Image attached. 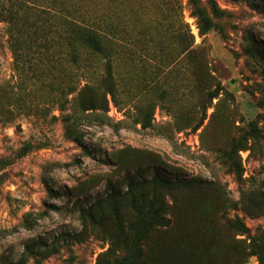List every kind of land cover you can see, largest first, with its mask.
Segmentation results:
<instances>
[{
    "label": "rangeland",
    "instance_id": "1",
    "mask_svg": "<svg viewBox=\"0 0 264 264\" xmlns=\"http://www.w3.org/2000/svg\"><path fill=\"white\" fill-rule=\"evenodd\" d=\"M212 1L222 13L210 12L213 28L200 34L189 0H0V264L33 241L48 253L24 264H96L108 247L102 232L133 218L130 180L154 174L217 188L163 190L177 198L178 219L152 230L149 246L179 238L189 264H264V211L231 203L264 208V0ZM89 33L104 55L87 46ZM107 63L115 101L105 94ZM86 85L80 98L97 95L100 109H79ZM65 114L90 157L67 136ZM239 140L247 149L232 159L242 181L226 159ZM134 191L148 199L152 186ZM97 202L103 226L86 217L83 226Z\"/></svg>",
    "mask_w": 264,
    "mask_h": 264
},
{
    "label": "trees",
    "instance_id": "2",
    "mask_svg": "<svg viewBox=\"0 0 264 264\" xmlns=\"http://www.w3.org/2000/svg\"><path fill=\"white\" fill-rule=\"evenodd\" d=\"M193 6V12L198 18V28L199 33L204 34L205 32L211 30L213 28V22L209 17V13L211 12L214 16H220L222 12L216 7L212 0H206L205 5H209V11L206 10L205 5L199 3L198 0H189ZM261 10L264 11V8ZM87 46L96 54H103L105 50L99 38H97L94 34L89 33L85 38ZM187 48V52H189ZM106 79L105 84L109 79H111V83L108 84L107 90L105 92L106 95L110 96L111 101H115V88L113 85V75L111 71V66L109 63L106 64ZM86 87H82L75 96V101L79 106L81 112L94 111L96 109H100L102 107V99H99L97 95L87 98L86 100H82L80 98L79 93L85 90ZM70 93V92H69ZM216 93V92H215ZM216 94L213 92L210 93V98L213 99ZM63 110V106L59 109ZM63 122L65 125V132L69 138H71L80 148L82 154L84 156L90 157L92 152L86 147L83 143L81 136L76 128V118L71 114H65L63 117ZM150 119L146 118L141 122L143 128L148 127L150 125ZM237 148L234 146L230 147L228 152L226 153V159L230 162L231 170L238 179V181H242V174L239 164L234 161L232 158L236 153L240 150L247 149L245 144L239 140L236 143ZM73 163H77V160L73 161ZM64 167H67L70 164H62ZM129 183L128 187V200L130 201V207L133 212V218L129 222L124 225H120L118 223V227L116 229V233H105L106 240L108 242V247L105 251H103L98 257L96 264H189L186 261V258L189 254V251H183L180 246L181 240L179 238H171L172 241L167 242L161 247L157 245H150L147 241L148 235L150 232L157 228H172L175 226V223L178 219V213L176 212L177 207V198L173 197L168 198V200L163 195V190L173 192L179 188L183 187L185 189L195 190V189H205L208 192H213L214 188H217L212 182H196V181H182L177 183H170L169 181L165 182L159 175L154 174L149 182L147 183H135L132 184V180ZM151 185V197L146 198L142 193L134 191V188L140 185ZM48 193L50 197L54 196V192L51 188H48ZM139 193V194H137ZM112 195V194H111ZM109 195L107 199L111 200L115 197ZM264 197V194L262 195ZM106 199V200H107ZM264 202V201H263ZM233 205L241 206L242 209L246 212H251L255 209V213H260L264 211L261 204L256 202L254 199L252 203L254 206L249 208L248 202L240 198L239 201L231 202ZM212 207V206H210ZM264 207V206H263ZM47 210L54 209L52 204H46ZM213 207L211 208V210ZM115 210V209H114ZM116 211V210H115ZM46 211L42 212L38 216H43ZM115 213V212H114ZM84 216V217H83ZM91 220V223L98 228H101L105 222L106 210L103 208V204L101 202H97L94 204L90 210H87L84 214H82L81 221L83 226H85L86 218ZM237 220L234 223V227L238 228L240 232L246 233L248 230L242 224V222L236 218ZM119 222V221H117ZM24 227L27 229L32 228V220L31 214H27L24 219ZM76 239L81 236V233L75 234ZM257 244L253 243L252 248H255ZM48 253V246L40 244L37 241H33L27 243L24 246L23 252L17 262L14 264H24L29 257L39 256L44 257L45 254ZM258 255L259 261L263 263V259L261 257V252H252Z\"/></svg>",
    "mask_w": 264,
    "mask_h": 264
}]
</instances>
